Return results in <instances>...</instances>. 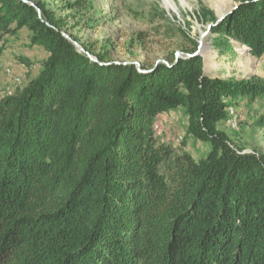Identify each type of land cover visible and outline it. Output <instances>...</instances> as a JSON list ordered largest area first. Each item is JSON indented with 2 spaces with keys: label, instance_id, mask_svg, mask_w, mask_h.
I'll return each instance as SVG.
<instances>
[{
  "label": "trees",
  "instance_id": "16d2710c",
  "mask_svg": "<svg viewBox=\"0 0 264 264\" xmlns=\"http://www.w3.org/2000/svg\"><path fill=\"white\" fill-rule=\"evenodd\" d=\"M35 5L0 0V38L26 29L48 53L0 100V264H264V158L214 140L197 162L154 132L183 107L207 139L224 94L246 82L208 77L199 56L142 73L88 55L65 19ZM212 32L263 57L264 0H242Z\"/></svg>",
  "mask_w": 264,
  "mask_h": 264
},
{
  "label": "rangeland",
  "instance_id": "374dc122",
  "mask_svg": "<svg viewBox=\"0 0 264 264\" xmlns=\"http://www.w3.org/2000/svg\"><path fill=\"white\" fill-rule=\"evenodd\" d=\"M241 1L31 0L65 19V36L76 38L86 53L85 48L91 51L88 55L117 64H134L146 73L143 67L169 66L172 57L187 60L196 53L203 59L208 77L246 82L243 94H224L225 118L215 125L211 135L207 132V139L192 134L183 107L155 120L157 138L175 155L189 156L197 162L209 158L214 140L223 141L238 154L264 158V56H254L248 47L224 32H212L239 9ZM0 39L1 100L37 77L48 53L31 45L26 29L4 34ZM227 41L231 49L224 52L223 47L217 48V43ZM242 48H247V53H241Z\"/></svg>",
  "mask_w": 264,
  "mask_h": 264
},
{
  "label": "water",
  "instance_id": "95a60500",
  "mask_svg": "<svg viewBox=\"0 0 264 264\" xmlns=\"http://www.w3.org/2000/svg\"><path fill=\"white\" fill-rule=\"evenodd\" d=\"M26 3H29L28 1H25ZM32 5L34 6V7H36V5H34L33 3H32ZM239 7H237L236 9H238ZM235 9V10H236ZM235 12V11H234ZM39 13L41 14V11L39 10ZM69 40H72L70 37H67ZM74 44H75V46L79 49V50H81L82 52H85L79 45H78V43H76V42H74ZM198 54H195L194 56H197ZM91 57V56H90ZM92 58V57H91ZM93 59V58H92ZM97 61V60H96Z\"/></svg>",
  "mask_w": 264,
  "mask_h": 264
},
{
  "label": "bare ground",
  "instance_id": "6f19581e",
  "mask_svg": "<svg viewBox=\"0 0 264 264\" xmlns=\"http://www.w3.org/2000/svg\"><path fill=\"white\" fill-rule=\"evenodd\" d=\"M247 51H248L247 48H242V49H241V53H243V54L247 53ZM7 72L10 73L9 70H8ZM15 80L18 81V79H15Z\"/></svg>",
  "mask_w": 264,
  "mask_h": 264
}]
</instances>
